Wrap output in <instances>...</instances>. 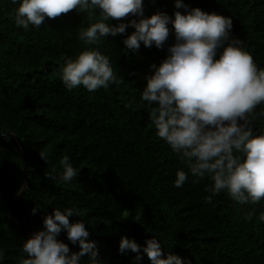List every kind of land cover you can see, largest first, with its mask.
<instances>
[{
	"label": "trees",
	"instance_id": "obj_1",
	"mask_svg": "<svg viewBox=\"0 0 264 264\" xmlns=\"http://www.w3.org/2000/svg\"><path fill=\"white\" fill-rule=\"evenodd\" d=\"M20 0H0V131L12 133L26 161V180L16 144L0 136V264H22L28 258L24 242L44 229L54 210L76 208L95 242L103 264H152L143 252L148 239L159 241L162 258L174 254L184 264H264V199L239 203L227 191L205 199L213 185L209 175L193 177L180 155L157 135L149 113L155 104L141 99L147 77L167 58L176 43L175 30L161 48L127 49L123 40L140 16L110 19V26L129 25L125 33L102 37L85 45L79 33L91 22L74 9L56 19L45 18L36 28L14 21ZM143 0V16L157 12L174 19L175 12L200 8L232 20L230 35L242 41L256 65L264 69V0ZM95 19H99L97 11ZM86 48L107 56L121 80L90 92L82 85L67 89L62 82L66 58ZM222 47L217 49L219 58ZM254 135L264 134V104L250 115ZM43 152L47 160L42 158ZM69 157L77 172L63 181L60 160ZM55 169V179L47 173ZM178 170L188 179L176 187ZM26 187L8 215L15 197ZM35 209V211H33ZM251 213V218L249 214ZM109 222V223H106ZM17 223L29 231L21 229ZM122 237L140 246L138 253L121 252ZM57 239L79 252L62 230ZM79 264H90L87 255Z\"/></svg>",
	"mask_w": 264,
	"mask_h": 264
},
{
	"label": "clouds",
	"instance_id": "obj_2",
	"mask_svg": "<svg viewBox=\"0 0 264 264\" xmlns=\"http://www.w3.org/2000/svg\"><path fill=\"white\" fill-rule=\"evenodd\" d=\"M176 7L187 5L176 0ZM74 9L87 13L88 20L94 21L79 33L85 45L98 44L109 34L125 33L129 25L110 26L108 21L133 15L141 18L129 22L135 30L123 40L125 47L136 51L143 42L146 47L155 44L161 48L168 39L171 22L176 43L158 67L152 65L154 73L147 77L141 96L157 105L149 113L157 135L180 155L193 177H211L214 183L205 197L208 203L225 190L243 204L264 199V134L254 135L249 127L250 115L264 104V69L258 68L251 54L241 47L242 41L230 35L231 18L198 7L185 13L176 11L174 19L163 12L144 17L143 0H20L14 21L24 29L29 24L39 28L46 17L56 19ZM97 11L99 19H95ZM221 47L217 59V49ZM62 82L69 90L82 85L93 92L101 87L107 89L110 83L119 85L121 80L107 56L86 48L75 58L65 59ZM40 154L47 160L43 152ZM60 165L63 181L76 177L68 156L60 160ZM54 172L52 169L47 175L55 179ZM187 179L185 171L178 170L174 185L181 187ZM72 215L80 216L79 210L56 208L53 215L45 216L44 229L23 244L28 258L22 264H79L85 255L90 264H103L95 242L87 239L85 223L70 222ZM259 220L264 221V213ZM62 230L67 231L73 244L79 242V252L70 254L69 246L57 239ZM119 249L137 252L136 259L141 258L140 246L127 237L121 238ZM143 252L152 264H184L174 254L162 258L155 238L146 241Z\"/></svg>",
	"mask_w": 264,
	"mask_h": 264
},
{
	"label": "water",
	"instance_id": "obj_3",
	"mask_svg": "<svg viewBox=\"0 0 264 264\" xmlns=\"http://www.w3.org/2000/svg\"><path fill=\"white\" fill-rule=\"evenodd\" d=\"M4 135H6V136H8L9 138H11V139L14 141V143L16 144L17 150H18V152H19V154H20L21 161H22L23 172H24V178H25V180H26V161H25V155H24V152L22 151L21 146H20L18 140L15 138V136H14L12 133H6L4 130H3V131H0V136H4ZM25 187H26V182H25L24 185L21 187V189H20L18 195H17V196L15 197V199H14L13 205H12V207H11L9 213H8V215H9L10 217H11V213H12L14 207L17 205V203H18V201H19V199H20V197H21V195H22V193H23ZM17 225H18L21 229L26 230V231H29L26 227H24V226L21 225V224L17 223Z\"/></svg>",
	"mask_w": 264,
	"mask_h": 264
}]
</instances>
